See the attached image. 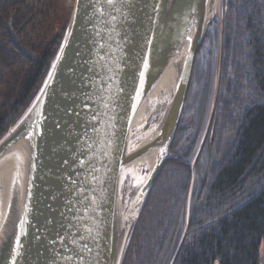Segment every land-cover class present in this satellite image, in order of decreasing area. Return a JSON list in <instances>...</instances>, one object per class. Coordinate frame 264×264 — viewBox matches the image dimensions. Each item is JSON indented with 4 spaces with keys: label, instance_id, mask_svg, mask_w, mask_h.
<instances>
[{
    "label": "water",
    "instance_id": "95a60500",
    "mask_svg": "<svg viewBox=\"0 0 264 264\" xmlns=\"http://www.w3.org/2000/svg\"><path fill=\"white\" fill-rule=\"evenodd\" d=\"M209 3L73 0L37 95L0 140V165L16 161L2 205L0 198V264H123L169 158L211 22ZM171 68L156 120L136 137L135 119ZM145 155L152 166L129 186L133 163ZM135 186V199L125 205Z\"/></svg>",
    "mask_w": 264,
    "mask_h": 264
},
{
    "label": "trees",
    "instance_id": "16d2710c",
    "mask_svg": "<svg viewBox=\"0 0 264 264\" xmlns=\"http://www.w3.org/2000/svg\"><path fill=\"white\" fill-rule=\"evenodd\" d=\"M72 3L0 0V140L37 95L64 36ZM221 12V19L209 24L204 38L206 43L218 40L221 54L214 113L204 153L194 170V175H201L199 192L191 197L197 202L191 201L186 213L192 145L183 147L189 127L180 119L169 158L138 219L125 264L133 255L142 264H155L157 248L174 238L184 215L187 230L174 264H259L260 252L264 255V0H222ZM169 213L174 221L168 226ZM166 250L163 246L164 264L176 253L174 248L166 255Z\"/></svg>",
    "mask_w": 264,
    "mask_h": 264
},
{
    "label": "rangeland",
    "instance_id": "374dc122",
    "mask_svg": "<svg viewBox=\"0 0 264 264\" xmlns=\"http://www.w3.org/2000/svg\"><path fill=\"white\" fill-rule=\"evenodd\" d=\"M221 11H222V0H211L210 4H209V10H208V17H209V19H211V22L214 21L215 18H216V20H215L216 22L219 21V19H221V17H220V16H222ZM221 25H222V23H221ZM207 40H208V38L203 41V44L201 46L203 48L201 49L199 56L197 58V62H196L197 66H196V69L194 70L193 78L191 77L193 84H192V90L189 94V101H188L187 105L184 103V107H183L182 114L180 117V119L182 121V125L184 127L185 126L189 127L186 134H185V136L187 135V137H189V138H187L188 141L184 144L183 147L186 148V146H188L189 144L192 145V149L190 151L192 159L189 161V173L191 174V178L189 181V192H188L189 197L187 199V204H186V206H187L186 207V213L190 209L191 201L193 203L197 202V200L195 198L191 200V197H192V195L193 196L197 195L199 192V185L198 184H199V179H200L201 175H200V177H199L198 173H195V175H194V170L197 167V164L199 161L198 158L200 157V154L202 152L204 153V150H202V149H203V146L205 144L204 140L206 139V136H207V135L205 136L204 132H206V126L208 124V118L210 117V113H211L212 108H213V101L215 99V94H216V90H217L216 78L219 75L217 72V69H218V64H219V57L221 54V52H220L221 47L219 46V49H218V40L216 41L215 44H214V41L206 43ZM220 45H221V43H220ZM192 72H193V70H192ZM213 113H214V108H213ZM183 116H184V118H183ZM182 118H183V120H182ZM196 118H198L197 122H196ZM194 127H195V130H198V134H199L198 136H197V133L194 132V129H193ZM207 133H208V131H207ZM196 136H197V138H196ZM202 136H203V138H202ZM204 137H205V139H204ZM198 138H199V140H198ZM201 138L203 139L202 143H200ZM177 146H179L180 150L182 149V147H181L182 144H178ZM198 146H199V150H198L199 155L195 157ZM194 158H195V161H193ZM214 158H215V156L212 157L213 161H214ZM166 175L168 177L167 173H166ZM172 203H173L172 208H176V201H173ZM188 216H190V212H189ZM165 218L167 220V223L166 222L165 223L168 226L171 223H173V221H174V218L172 219V217L170 216V213ZM158 219H159V221H160V219L163 220V217H159ZM186 223H187V220H186ZM186 223H185V215H184V218L179 220L174 238L172 237L171 241L167 242L165 245H164V242H161L160 246L157 248L156 254L159 255V257L155 261V264H164V262H162V260L164 258L162 256L163 255V246H164L165 250L167 248V250L165 252L166 255L168 254V252H170L171 249L175 248V250H174L176 252L175 256L173 258L171 257L170 262L168 263V264H174V261L176 259V255H177V253H178V251H179V249L183 243V239H184V237H183L184 232L183 231L185 230V232H186V230H187V224ZM132 237H133V235H132ZM131 240H132V238H131ZM145 241H146L147 245H149L148 239ZM143 248H144V246H140V250L144 251ZM128 250H129V247H128ZM128 250L126 252V256H127ZM174 251H172V252H174ZM126 256H125V258H126ZM138 257L142 258V255L140 254ZM141 262H142V259H138V261H136V256L133 255L131 262L129 260L128 263H126V264H142ZM123 264H125V263L123 262Z\"/></svg>",
    "mask_w": 264,
    "mask_h": 264
},
{
    "label": "bare ground",
    "instance_id": "6f19581e",
    "mask_svg": "<svg viewBox=\"0 0 264 264\" xmlns=\"http://www.w3.org/2000/svg\"><path fill=\"white\" fill-rule=\"evenodd\" d=\"M174 71L175 70L173 68H171L164 75V77L161 79L159 84L155 87V89L153 90V92L150 96V99H151L150 104L147 107H145L144 109H142L141 112L139 113V115L137 116V118L135 119V123L132 127V129H133L132 131L136 137H138L140 134H143L145 127L150 125L153 122V120H156L157 115L154 114L155 108H156L155 105L158 103L161 106H163L162 104L164 102V99L168 95L169 88H170V85H171L172 80H173ZM6 162L7 163H2L0 165L1 205H2V201L4 200L5 195H6L10 171L13 168L14 164L16 163V161H14L12 159L9 161H6ZM152 164H153V157L150 155H145V156L138 158V160H136L133 163V170H132L131 175L129 174V176H128L129 186H131L130 182L134 184V182L137 180L142 181L144 179V177H146V175H147L150 167L152 166ZM138 191H139L138 186H135L133 188L129 187V190L126 194L125 205H129L130 202H132L135 199Z\"/></svg>",
    "mask_w": 264,
    "mask_h": 264
},
{
    "label": "flooded vegetation",
    "instance_id": "af4514ba",
    "mask_svg": "<svg viewBox=\"0 0 264 264\" xmlns=\"http://www.w3.org/2000/svg\"><path fill=\"white\" fill-rule=\"evenodd\" d=\"M196 57H197V56H195L194 63H195V61H196ZM191 76H192V75H191ZM209 126H210V125H209ZM208 130H209V127H208L207 131H208ZM206 135H207V133H206ZM206 135H205V136H206ZM204 139H205V137H204Z\"/></svg>",
    "mask_w": 264,
    "mask_h": 264
}]
</instances>
